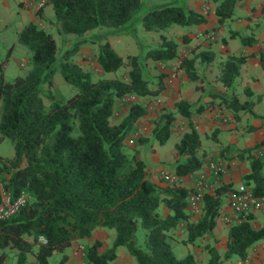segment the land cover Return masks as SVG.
Instances as JSON below:
<instances>
[{
  "label": "trees",
  "instance_id": "1",
  "mask_svg": "<svg viewBox=\"0 0 264 264\" xmlns=\"http://www.w3.org/2000/svg\"><path fill=\"white\" fill-rule=\"evenodd\" d=\"M213 1L218 22H223L233 15L241 0ZM47 3L54 10L52 20L56 29L75 35L72 44L59 53L53 35L37 21H29L17 32V40L31 51L30 68L12 80H5L0 74V141L9 137L15 149L12 157L0 159V178L13 196L21 189L30 195L15 213L0 219V264L10 263L7 248L20 250L15 264H26V254L35 245L36 264H50L49 256L57 249L91 236L98 226L114 229L116 237L102 253L98 238L93 243H78L83 247L80 257L85 264H115L117 250L122 246L135 256L136 264H197L192 252L183 257L176 255L172 246L176 239L174 231L183 228L187 234L181 240L183 244L194 243L210 233L229 184L204 192L194 219L188 200L193 187L176 180L166 185L153 181L139 149L129 147L126 142L137 120L147 114V105L132 101L128 112L119 121H113L114 104L119 96L152 95L162 90L165 72L151 71L149 60L155 66L157 61L178 57V40L160 32V42L142 43L139 52L124 56L104 38L95 55L101 70L116 72L127 65V74L94 78L90 70L72 59L85 41L95 40L86 32L95 29V33H102L123 26L142 10V0H47ZM36 13L43 17L41 9ZM141 18L146 29L155 31L206 21L200 10L167 3L144 10ZM231 35L238 33L232 31ZM259 56L264 66V51ZM197 57L198 54L184 56L180 63L192 80L201 77L195 66ZM246 57L229 54L218 62V79L228 90L234 86L239 66ZM57 69L76 87L72 94L66 96L51 90ZM230 98L228 103L234 111L246 109L247 104ZM175 104L173 111L156 112L151 133L153 139L164 143L178 114L190 118L189 129L175 144L177 158L173 169L180 177L199 170L203 159L198 155L201 140L192 121L194 108L186 99ZM263 143L264 138L238 152L239 158L246 159L250 167V172L244 175L245 183L257 195H264V163L254 150ZM162 204L169 209L165 216ZM250 217L248 214L228 227V248L223 257L237 255L243 259L248 248L264 237V225L254 227ZM140 228L142 234L138 235ZM40 236L47 242H41ZM207 248L209 256L203 264H220L218 248L215 245ZM64 257L61 261L66 264Z\"/></svg>",
  "mask_w": 264,
  "mask_h": 264
},
{
  "label": "crops",
  "instance_id": "2",
  "mask_svg": "<svg viewBox=\"0 0 264 264\" xmlns=\"http://www.w3.org/2000/svg\"><path fill=\"white\" fill-rule=\"evenodd\" d=\"M263 2L264 0L238 1L236 5L240 11L239 16L233 21H227L225 19L223 22H218V15L215 12V1H195L192 8L203 12L206 16V21L189 24L186 29L180 30L173 28L182 35L181 39H178L179 55L167 61H157L162 71L165 72L163 77L164 87L162 90L157 94L142 96L126 93L119 96L114 104L117 118L113 120L115 122L119 121L128 112L132 101L137 100L147 105V114L137 120L132 130V136L136 135L140 137L142 135L146 138L143 142H140L139 138H132V147L139 149L141 156L146 161L149 177L153 181L165 185L169 183L162 175L160 176L161 171L165 170L163 163L170 166L175 162L177 158L175 144L180 140L184 132L189 129L188 124L190 118L181 114L177 115L174 124L170 128L169 136L164 142L171 141L173 145L163 150H158V146L156 145L157 140L152 138L151 130L154 119L148 118L155 117V107L158 110H175V102L178 100L186 99L191 107L194 108L192 121L200 136L201 145L198 155L203 159V163L199 170L180 177L175 175L173 166L168 168L175 176V180L183 186L186 185L194 188L195 176L200 170L207 169L206 162L208 160L222 158L225 162L227 170L221 175L218 182H215V177L212 172L209 171L206 173L207 186L205 192H212L222 184H229L228 189L223 194V203L220 207L219 214L216 216V222L211 232L199 237L194 243L189 242L183 244L181 240L187 235L183 228L174 231L176 239L172 241V246L182 245V255L180 257L187 255L188 252H192L197 264L206 263L209 256L207 245H215L218 248L221 253L220 264H264V237L254 242L248 248L243 259L238 257L232 260L231 256L223 257V254H225L228 248V227L236 222L235 214L229 203L231 196L229 189L236 190L240 183H245L244 175L250 172L248 161L239 158L238 152L250 148L264 138V118L262 116L264 110V66L261 65L259 60V52L264 51V16H261V19H259V15L264 13V11H261ZM20 5L32 10L31 12L34 15L29 21H37L43 27V19H37L35 14L36 10L41 9L42 15L44 16L45 6L50 5L47 3V0H21ZM232 31H237L238 35L232 36ZM211 32H213L214 36L210 38L208 34ZM99 33L94 36L89 34L95 40L85 41L73 55L72 59L85 69L89 70V59L87 57H90L91 51H98L99 41L104 38L107 39L108 33L115 36L120 32L113 33L111 30H108L102 32V35H99ZM218 34L220 37H217ZM74 37L73 35L68 39L67 45L72 44ZM241 37L245 39L242 41ZM16 41L18 42L17 36ZM90 42L95 44L89 45ZM204 51H210V53L204 54ZM197 54L198 57L195 66L201 77L192 80L187 76L183 67H180V63L184 56ZM229 54L237 56L247 55V57L239 66V74L234 86L228 90L218 79L219 69L217 75L212 71L215 65L220 60L226 59ZM96 64L97 69L99 68L100 70L98 76L114 78L108 77V73L110 72L102 71L100 65L97 62ZM90 71L92 72V70ZM118 72L119 69L116 71L115 77L119 76ZM172 72L176 73V78L173 80L172 85H168V75ZM230 90L232 91V95L230 94ZM127 95L132 96L129 99L130 102L126 105L121 104V99ZM222 95L224 97L221 98ZM230 96L235 97L239 103L247 104L246 109L234 111L228 103V99H231ZM157 97L161 99L159 103L155 102ZM210 138L215 141V145L208 143V139ZM148 143H150V146H148ZM164 143L159 144L163 146ZM254 153L264 163V143L259 145L254 150ZM246 185L251 187L249 184ZM160 208L163 215H167L169 209L164 204ZM250 215L249 222L251 225L254 227L264 225V214L261 211L252 210ZM193 218L196 219L197 215L194 214ZM96 238L101 241L99 248L101 253L110 248L115 239L109 230L98 226L93 230L91 236L82 238L70 245L72 247L71 252L63 254L65 255V263L83 264V260L80 257L81 252L77 250V244L93 243ZM37 249L38 246L35 245L33 251H29L26 254V264H36L34 254ZM7 250L10 255L9 264H15L20 250L18 248H7ZM117 252L118 254L113 262L115 264H121L119 262L120 256L122 254L128 255L129 253L126 249L120 247ZM245 258L246 261L244 260Z\"/></svg>",
  "mask_w": 264,
  "mask_h": 264
},
{
  "label": "rangeland",
  "instance_id": "3",
  "mask_svg": "<svg viewBox=\"0 0 264 264\" xmlns=\"http://www.w3.org/2000/svg\"><path fill=\"white\" fill-rule=\"evenodd\" d=\"M21 0H0V74L2 73L3 78L5 80H12L17 74H23L25 73L31 66L30 63V57H31V51L30 49L22 43H19L16 41L17 36V30L21 28L22 24L29 21L32 16L34 15L31 11V9H28L26 7H23L20 5ZM195 1L197 0H142L143 6L142 10L132 16V18L123 24V26L119 27L118 29L111 30L113 33L120 32L117 35L113 36L112 34L108 33L107 39L110 41L115 48L116 51H118L120 54L126 56L128 53H137L141 49L142 43L145 44H153L160 42V32L165 33L167 38H173V39H181V33L175 31L173 28L176 29H186V27L189 25H174L171 28H168L167 30L163 31H155V30H148L143 26L141 13L152 7L162 4H174V5H184L193 7L195 4ZM45 13L44 16L41 17L43 19V28L50 32L53 37L55 38L57 44H58V52H62L64 48L68 44V39L71 38L74 34L70 33H64L60 32L56 29V25L53 22L54 18V10L52 8V5H46L45 6ZM239 9H237V5L234 9L233 15L226 18V20H234L239 16ZM37 19H40L39 15L37 13L35 14ZM261 16H264V13H261L259 15V19H261ZM258 19V20H259ZM173 30V31H172ZM95 29L88 30L86 32L87 35L94 36ZM171 32V33H170ZM103 33H99V35H102ZM75 36V35H74ZM117 36V39H116ZM217 37H220L219 34ZM216 37V38H217ZM116 39V40H115ZM100 43V41H99ZM95 43L90 42L89 45H93ZM97 45V44H96ZM96 49V47H95ZM95 51L90 52V57H87L89 59L88 61V68L89 70H92V75L94 78L98 77L100 70L97 69V64L95 62ZM89 56V55H88ZM149 68L151 71H162V68L159 66L158 63L153 66V61L149 60ZM127 65L121 66L119 68V76H125L127 74ZM218 71V63L213 68L214 73L217 75ZM116 72H110L108 73V77H115ZM238 82V81H237ZM236 82V87H237ZM52 91L60 92L65 94L66 96L72 94L76 87L68 82L62 75L61 71L57 69L53 74V86L51 88ZM44 101L48 103V99L44 98ZM121 104L126 105L130 100H123L121 99ZM120 105V104H118ZM155 111H158V108H154ZM260 111V110H259ZM264 118V110L262 114ZM148 119H154V117H149ZM143 139L139 140L140 142H143V140L146 138L145 136H140ZM132 138H139V136H132V133L127 138V143L129 147H132ZM138 141V142H139ZM209 144L215 145V141L213 139H208ZM156 145L158 146V150H163L164 148H170L171 141H167L164 143L163 146L159 144V142H156ZM148 146H150V143H148ZM173 147V146H172ZM14 143L9 137H4L0 141V159L9 158L14 155ZM165 170L167 172L171 173L170 169L173 166L171 164L170 166H167L165 163H163ZM172 174V173H171ZM162 173H160V176ZM163 177V176H162ZM161 177V178H162ZM164 178V177H163ZM168 182V181H167ZM199 210L194 211L195 215H198ZM106 230H109L114 237L115 236V230L110 228H105ZM142 234L141 228L138 230V235ZM120 248L126 249V251L129 253L122 254L119 258V262L121 264H136V258L134 255H132L126 248V246H122ZM182 245L178 244L173 246V249L178 257L182 255L181 253ZM72 250V247L66 246L61 249H57V251L49 256V262L50 264H63L61 261V257L64 253H70ZM232 260H235L238 258L237 255H232Z\"/></svg>",
  "mask_w": 264,
  "mask_h": 264
},
{
  "label": "built area",
  "instance_id": "4",
  "mask_svg": "<svg viewBox=\"0 0 264 264\" xmlns=\"http://www.w3.org/2000/svg\"><path fill=\"white\" fill-rule=\"evenodd\" d=\"M208 36L213 37V32L209 33ZM176 78V73L172 72L168 75L167 83L172 85L173 80ZM132 96L127 95L123 100H129ZM160 97H157L155 102H160ZM206 168L200 170L195 176V187L191 190L188 195L189 206L193 210H198L202 201L203 194L205 192L207 182V172H212L215 177V182L220 180L221 175L227 170L226 164L222 158L210 159L206 162ZM162 176L166 181L173 182L175 176L165 170L161 171ZM0 219L7 217L15 213L19 207L26 202L30 197L28 191L21 189L16 195L5 189L4 181L0 178ZM249 186L245 183H240L236 190H229L230 192V207L235 214L236 222L245 219V217L251 213L252 210L261 211L264 214V195L255 194ZM40 241L43 243L47 242V239L40 236ZM77 250L84 253L82 245H77ZM246 261V258L244 259ZM83 264L84 261H83Z\"/></svg>",
  "mask_w": 264,
  "mask_h": 264
}]
</instances>
